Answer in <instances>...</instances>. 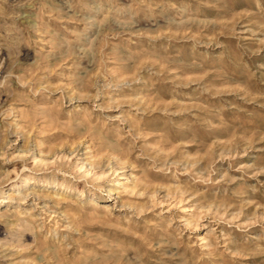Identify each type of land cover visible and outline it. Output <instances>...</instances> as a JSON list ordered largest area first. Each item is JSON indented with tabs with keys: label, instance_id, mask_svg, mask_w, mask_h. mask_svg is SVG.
<instances>
[{
	"label": "rangeland",
	"instance_id": "1",
	"mask_svg": "<svg viewBox=\"0 0 264 264\" xmlns=\"http://www.w3.org/2000/svg\"><path fill=\"white\" fill-rule=\"evenodd\" d=\"M0 264H264V0H0Z\"/></svg>",
	"mask_w": 264,
	"mask_h": 264
}]
</instances>
